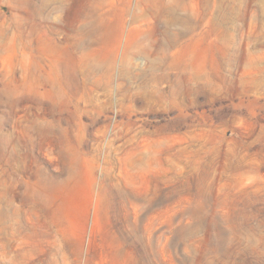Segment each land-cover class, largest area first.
Returning <instances> with one entry per match:
<instances>
[{
    "label": "rangeland",
    "instance_id": "rangeland-1",
    "mask_svg": "<svg viewBox=\"0 0 264 264\" xmlns=\"http://www.w3.org/2000/svg\"><path fill=\"white\" fill-rule=\"evenodd\" d=\"M0 264H264V0H0Z\"/></svg>",
    "mask_w": 264,
    "mask_h": 264
}]
</instances>
